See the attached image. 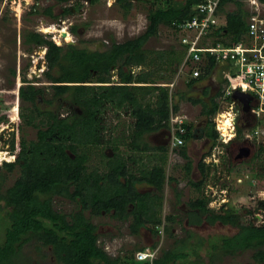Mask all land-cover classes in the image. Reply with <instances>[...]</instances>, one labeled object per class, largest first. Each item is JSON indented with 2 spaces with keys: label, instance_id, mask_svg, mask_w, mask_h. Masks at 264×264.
Here are the masks:
<instances>
[{
  "label": "trees",
  "instance_id": "trees-1",
  "mask_svg": "<svg viewBox=\"0 0 264 264\" xmlns=\"http://www.w3.org/2000/svg\"><path fill=\"white\" fill-rule=\"evenodd\" d=\"M87 1L94 3L97 0ZM114 1L128 9L133 0ZM197 1L150 0L147 24L142 32L123 41L103 43L97 48L74 43L60 45L43 32H24V42L46 47V69L42 76L49 81V86H37L23 73L25 83L18 87L21 101L19 128L29 125L36 130L32 139H26L21 134L14 160L2 162L8 171L18 166L19 174L11 184L0 190V208L4 210L5 219L4 239L0 242V264L17 263L22 246L32 239L40 243L39 246L49 247L61 264H204V261L212 264L223 255L247 249L251 250L256 264H264V221L253 224L250 220L259 208L264 209V198H258L251 206L246 205L243 213L227 206V203L220 208L209 206L211 197L205 185L213 172H210L211 163L204 160L208 151L196 161L199 177L189 180L197 194L180 207L181 214L169 212L161 216L167 176L164 163L160 164L158 160L167 157L168 148L150 143L146 135L160 128H168L171 109H179L178 99L189 100L201 104L203 135L214 145L218 130L213 117L220 109V102L229 98L223 94L224 78L218 79L217 90L207 100L185 96L178 90L172 92L168 82L180 62L174 51L164 54L150 49V54H146L144 44L157 34L159 26L163 24L173 28L174 23L191 17ZM228 3H233L235 7L224 11ZM82 5L79 0H74L62 6L61 10L63 14L71 13L81 9ZM51 9V6H47L43 11L53 15ZM222 10L224 22L218 21L217 26L212 24L209 33L212 44H229L241 39L247 31L249 10L243 0H220L215 16L218 17V12ZM32 12L38 13L39 10L33 8ZM70 30L75 32L76 25L72 24ZM180 49L184 56L185 47L182 45ZM154 61H164L162 71L159 64L152 70ZM215 68V58L207 54L203 65L199 66L198 75L193 76L192 70L188 69L187 86L204 80ZM11 73L15 75V69H11ZM112 74L118 76V82L111 79ZM160 80L167 83H158ZM49 87L52 89L51 97L43 96L49 92ZM202 87L203 94L207 95L208 86L204 84ZM67 92H70V102L79 110L59 117L51 110L38 108L36 100L50 103L55 96ZM105 106L113 110L129 109L134 120L123 138L132 153L120 151L116 139L110 142L104 139L102 131L106 124L101 115ZM183 126V132L176 131L182 143L173 150L186 160L189 167L187 145L192 139L194 126L189 122H184ZM236 135V138L241 135L240 127H237ZM105 142L113 151L111 155L103 152L105 168L100 170L98 165L89 167L88 148ZM233 145L231 139L228 143L230 150ZM257 146L248 162L264 154V143L260 142ZM159 151L160 156L157 157ZM144 155L148 157V162L142 159ZM149 161L152 163L148 164ZM262 161L259 163L260 169L264 168V158ZM168 179L173 180L172 177ZM3 181L4 176L0 173V186ZM140 183L151 188L141 189ZM227 186L224 185V188ZM55 196L67 198L75 204V208L64 211L56 207L53 201ZM179 196L180 192L175 190V202L179 201ZM103 214L128 221L129 232L133 235L139 234L141 229L158 237L165 232L170 243L160 247L154 241L116 255L109 254L99 244L98 225L92 221L93 217ZM182 220L191 227L219 221L233 225L237 230L231 235L215 237V240L208 235L196 234L189 228H184L183 237L176 236L174 224H182ZM146 247L157 248L155 256L136 259L135 253Z\"/></svg>",
  "mask_w": 264,
  "mask_h": 264
},
{
  "label": "rangeland",
  "instance_id": "rangeland-1",
  "mask_svg": "<svg viewBox=\"0 0 264 264\" xmlns=\"http://www.w3.org/2000/svg\"><path fill=\"white\" fill-rule=\"evenodd\" d=\"M74 0H66L61 2L60 0H0V159L2 157L1 152H5L6 157L0 161V173L4 176V181L0 186V190L12 183L13 179L19 174L18 166H15L12 171H8L2 166L3 161L12 162L14 156L19 148V138L22 134L26 139H32L35 137V130L31 126H23L19 128L20 119V104L21 101L17 96L18 86L23 82L22 75L31 81V83L37 86H49V81L43 78L42 70L40 68L45 67L44 52L45 46L37 48L23 41V34L26 30H37L48 34L57 44L63 45L65 41L74 40V44L87 47H101L104 44H110L112 40L123 41L127 38L136 36L142 32L147 24V11L151 6L150 0H133L131 6L126 9L122 4L114 0H97L94 3L86 2L85 0H79L83 5L78 11H72L71 13H62V6L73 3ZM178 1V0H177ZM110 2V3H109ZM51 6V12L53 15L44 12V8ZM245 7L248 8L246 4ZM233 3L225 4L224 11L226 9L234 8ZM33 8H37L39 12H32ZM224 11L218 12V21H224ZM60 21V22H59ZM76 25V31L72 32L70 26ZM53 26L55 29L52 31H44L42 27ZM52 27V28H53ZM64 28L68 33L66 38L59 34V30ZM177 35L180 33L176 32ZM173 29L167 25L161 24L158 28L156 35L151 36L144 44L146 47V54H150V49H154L156 53H164L174 51L176 57L181 61L183 54L179 45V37L176 35ZM56 36V37H55ZM212 38V37H211ZM58 39V41H57ZM101 42V43H100ZM164 62V61H163ZM162 61H154L151 64L159 68L161 71L163 68ZM162 63V64H161ZM161 64V65H160ZM11 69H15V75L11 73ZM186 69V70H185ZM187 66L179 65L176 67L174 73H171V91L178 90L185 96L202 97L205 100L215 93L218 88L219 80H221V72L219 69H215L210 76L192 86H187L186 80L189 78L187 72ZM174 70V68H173ZM172 70V71H173ZM215 73V74H214ZM158 83L166 84V81H158ZM20 84V85H19ZM208 86V94H203L202 86ZM49 92L44 93L45 97H51V87L48 88ZM65 94V93H64ZM61 95L63 98H68L69 94ZM39 104H43L38 101ZM25 104V103H24ZM179 110L178 114L183 115L184 119L193 124L195 127H202L203 116L200 112L201 104L193 103L189 100L178 99ZM224 107V108H223ZM108 122L112 125L110 135L117 136L119 150L126 153H132L133 151L127 149V143L123 134L129 131V126L132 121V117L125 111L112 110L110 107H106ZM225 111L227 107L225 102L220 103V109ZM66 108L61 109L64 112ZM219 116L213 117L214 122L217 123ZM117 124V125H115ZM220 128V126H219ZM161 129V128H160ZM158 129V130H160ZM225 135L229 132V128ZM156 130V131H158ZM221 130V129H220ZM166 129H164V132ZM157 132H153L146 135V139L156 144ZM233 139V138H232ZM204 135L197 139H193L192 145L188 146L189 154V167L186 165V160L174 150H168L167 157H162L163 160H158L164 163L166 180L163 187L162 197V209L161 216L169 212L181 214L180 207L187 202L188 199L194 197L197 194L195 188L189 184V180L199 177L196 167V161L199 160L202 153L210 151L204 159L206 162L211 163L210 172L213 176L207 182L206 190L211 192L210 195L219 194V198L222 200V204L233 207L240 212H244L246 205H252L257 201L260 191H264V168L260 169V164L264 158V154L260 155L259 159H253L250 162L244 161L230 170L221 165L218 158L215 160L211 154L213 148L210 144L201 147ZM236 143L231 148L232 153L236 152ZM257 147H251L250 160L255 153ZM90 156L88 159V166L93 165L100 166L99 169L105 168V162L102 158L103 152L113 154V151L109 144L105 142L102 145H91ZM230 150V149H229ZM105 152V153H106ZM224 155H227V151L223 149ZM140 154H143L140 152ZM228 154V155H229ZM155 155V154H154ZM157 157L160 156L156 154ZM166 158V159H165ZM142 159L148 162V157L144 155ZM152 163L149 161L148 164ZM256 173V176L255 174ZM255 176V177H254ZM168 177H172L173 180H169ZM240 178V179H238ZM208 179V178H207ZM224 185H228L224 188ZM139 187L150 189L148 185L140 183ZM226 189L224 192L223 190ZM175 190L180 192L179 201L175 202ZM264 193V192H263ZM214 194V195H215ZM215 197V196H213ZM54 205L61 208L64 211H69L75 208V204L69 201L65 197L55 196L53 198ZM220 203V204H221ZM1 204V201H0ZM219 203L210 201L209 206L214 208H220ZM226 207V206H225ZM4 210L0 208V242L4 239V227L5 219L3 218ZM244 216V214H243ZM246 218V217H243ZM92 221L98 225V242L99 244L112 255L122 253L124 251L131 250L140 245H148L154 241H157L160 247H166L170 243V238L165 234L158 237L152 235L148 230L141 229L139 234L133 235L129 232L128 221H121L113 218L109 214H103L98 217H93ZM185 220H182V224L175 223L173 232L176 236L183 237L185 235L184 228H189L194 233L201 234L202 236L213 237L215 240L222 234H231L235 229L228 224H221L215 222L213 224L203 223L199 226H187ZM216 237V238H215ZM40 243L34 239L25 243L21 248V254L18 258V262L15 264H61L58 263L55 257L51 253L49 247L39 246ZM204 252V250H202ZM203 254V253H202ZM204 264L208 262L204 261ZM212 264H256L251 256V250H242L232 255H223L217 258Z\"/></svg>",
  "mask_w": 264,
  "mask_h": 264
},
{
  "label": "built area",
  "instance_id": "built-area-1",
  "mask_svg": "<svg viewBox=\"0 0 264 264\" xmlns=\"http://www.w3.org/2000/svg\"><path fill=\"white\" fill-rule=\"evenodd\" d=\"M219 1L198 0L195 4V13L183 21L173 22L175 25L172 28L174 32L180 33L179 42L186 49L181 67L187 66L188 69L192 70V75L196 76L200 72L199 66L203 65L208 54L215 58L216 65H218L215 69L220 70L221 78L225 80L222 87L223 94L229 98L222 101L225 102L227 109L225 111L223 110L224 107L219 109L214 116H219L222 112L228 114L227 128H229V132L225 135L220 130L219 125L215 123L218 138L211 149V154L215 160L218 157L217 153L221 152V148L224 149L223 144L228 143L236 136L237 127L241 128L240 136L242 142L245 143L241 147H247L251 150V147L254 149L260 142L264 143V1L243 0L244 4L248 6L249 14L247 16V31L241 39L229 44H222L221 42L212 44L209 33L212 30V24L217 26L218 23L215 11ZM168 85L171 86L170 83ZM236 90L251 95L246 110L243 109L241 101L232 97ZM244 112L246 113L243 116ZM184 121L185 119L181 114L174 113L170 117L171 148L182 143V138L177 137L176 131H184ZM217 121L219 123V118ZM223 191L225 192L226 189ZM214 194L210 195L209 203L213 201L220 204L222 200L219 198V194ZM221 205L222 203L219 207ZM156 249L146 247L144 250L137 251L135 258L149 257L151 259L155 256Z\"/></svg>",
  "mask_w": 264,
  "mask_h": 264
},
{
  "label": "flooded vegetation",
  "instance_id": "flooded-vegetation-1",
  "mask_svg": "<svg viewBox=\"0 0 264 264\" xmlns=\"http://www.w3.org/2000/svg\"><path fill=\"white\" fill-rule=\"evenodd\" d=\"M85 1L88 2L87 0H85ZM72 43H74V40H73ZM64 44H66V41H65ZM42 47L43 46H41L40 48H42ZM95 48H97V47L95 46ZM44 63H45L44 69L43 68H40V70H42V73L46 69V62H45V60H44ZM113 72L115 73V69L113 70ZM111 79L113 81H116V82L119 81V78H118V76L116 74H112L111 75ZM67 94L70 95V92H67L64 95H67ZM43 96H44V94H43ZM67 97L68 98H63V96L61 97L60 95H57V96H55L54 99L51 100L50 103L44 102L43 100H40L43 103L41 105L38 103V100H36V103L38 104V108L39 109H41V110H47V111L51 110L53 113H57V116L64 117V116H67L72 110H79L77 107H75L74 104H72L70 102L69 96H67ZM63 108H66V110L64 112L61 111V109H63ZM120 110L121 111H125L126 113H128L130 115L129 109H127V110H124V109H116V111H120ZM107 111L108 110L104 109L102 111V115H101L103 117L102 120H104L103 121L104 122V125L106 124L105 127L103 128V131L102 132H103V135H104V139L105 140H108L110 142V140H112L113 138L114 139H117L118 137L117 136H113L112 134L110 135V133H112L111 130H110L111 127H112V125L110 124V122H108ZM245 113L246 112L243 113V116L245 115ZM133 120L134 119L132 117V121H131L129 127H131V124H132ZM115 125H117V124H115ZM195 132L196 133H199L198 128L196 129ZM236 136L233 138V143L235 141V143L237 145L236 152H234L233 154H229V153H232V151L229 150V146H228V143L229 142H228V143L223 144V146H224V150L227 151V153H228V151H230L228 153L229 155L228 154L227 155H224L222 148H221V152L217 153V156H218L217 158H218L219 163L221 165H223L225 168L229 169V170L234 165L240 164L242 160H243L242 162H244V161H247L248 162L249 160H246V159H248L250 157L251 153H252L251 150H248V154L246 156H244V157H236L235 156L237 154L238 150L241 148V146H243V144H245L244 142H242V137L241 136H238L237 138H236ZM171 138H172L171 130H167L166 135H165L164 142H162L159 145H165V146H167L168 150H173V148L170 147ZM204 141L206 142L207 140H204ZM14 157H16V154H15ZM2 159H0V161ZM228 163H230V164L228 165ZM238 179H240V178H238ZM206 185H208V184L206 183ZM141 189H145V188H142L141 187ZM263 192L264 191H260V194L262 195V198H264V193ZM250 220L253 222V224H260V223H262L264 221V209L263 208H259L256 212H254V217H251ZM216 222H219V221H216ZM230 226H232L235 229V231L237 230V227H235L233 225H230ZM234 232H232V233H234ZM231 234H229V235H231Z\"/></svg>",
  "mask_w": 264,
  "mask_h": 264
},
{
  "label": "water",
  "instance_id": "water-1",
  "mask_svg": "<svg viewBox=\"0 0 264 264\" xmlns=\"http://www.w3.org/2000/svg\"><path fill=\"white\" fill-rule=\"evenodd\" d=\"M62 35H64L63 32H62ZM72 42H73V40L66 41V43H72ZM232 97L235 100H239L243 103V109L246 110L248 108L249 100L251 99V95L249 93L236 90L233 92ZM195 131H196V129H194V131H193V137L194 138H199L203 135V129L202 128L199 127V133H196ZM248 150H249V148H247V147H241L235 156L236 157H244L248 154Z\"/></svg>",
  "mask_w": 264,
  "mask_h": 264
},
{
  "label": "bare ground",
  "instance_id": "bare-ground-1",
  "mask_svg": "<svg viewBox=\"0 0 264 264\" xmlns=\"http://www.w3.org/2000/svg\"><path fill=\"white\" fill-rule=\"evenodd\" d=\"M53 26H44V27H42L43 28V30L44 31H52V30H54L55 28L53 27ZM62 32H63V36H65L66 38L69 36L68 35V33L66 32V30L64 29V28H61L60 30H59V34L60 35H62ZM56 37V36H55ZM69 38V37H68ZM57 41H58V39H57ZM228 123H229V117H228V114L226 113V112H222V113H220L219 114V126H220V128H221V131H222V133L223 132H226V130H227V126H228ZM3 155H2V157H1V159L2 158H5L6 157V154H5V152H1Z\"/></svg>",
  "mask_w": 264,
  "mask_h": 264
},
{
  "label": "crops",
  "instance_id": "crops-1",
  "mask_svg": "<svg viewBox=\"0 0 264 264\" xmlns=\"http://www.w3.org/2000/svg\"><path fill=\"white\" fill-rule=\"evenodd\" d=\"M223 22H224V21H223ZM175 33H176V32H175ZM176 35H177V33H176ZM177 36L179 37V35H177ZM179 45H180V48H181L182 45L180 44V42H179ZM34 47H36V46H34ZM37 48H40V47H37ZM183 58H184V56H183ZM182 61H183V59H182L179 63L182 64ZM217 66H218V65H216V67H217ZM214 70H215V69H214ZM214 70H213V71H214ZM214 74H215V73H214ZM171 78H172V77H171ZM171 78H170L169 81H171ZM181 100H182V99H181ZM164 129H166V132H167V130H168L167 128H161V129L158 130V131H154V132H157V135H158V136L156 137V138H157L156 140H158L156 144H158V145L161 144L162 142H164L165 135H166V132L163 133V132H164ZM150 133H153V132H150ZM150 133H149V134H150ZM204 140H205V139H204ZM204 140L202 141V144H201V147H202V148H204L205 143L207 142V141L205 142ZM192 141H193V140H191V141L188 142L187 150H188V146H189V145H192V143H191ZM198 174H199V172H198Z\"/></svg>",
  "mask_w": 264,
  "mask_h": 264
},
{
  "label": "clouds",
  "instance_id": "clouds-1",
  "mask_svg": "<svg viewBox=\"0 0 264 264\" xmlns=\"http://www.w3.org/2000/svg\"><path fill=\"white\" fill-rule=\"evenodd\" d=\"M19 87V86H18ZM18 93V92H17ZM179 110V109H178ZM178 110H176V111H173L172 109H171V112H170V117H171V115L172 114H174V113H176V114H178L177 112H178ZM170 117H169V127L167 128L168 130H171V125H170ZM184 122H187L186 120L184 121ZM198 128V130H199V127H195L194 129H197ZM202 128V127H201ZM194 129H193V131H194ZM193 131H192V139L191 140H193V139H197V138H194L193 137ZM205 139V138H204ZM190 140V141H191ZM206 140V139H205ZM208 143H209V141L207 140V142L205 143V146L206 145H208ZM210 153V151H208V153L207 154H209ZM207 154H205V156L207 155ZM205 160V159H204ZM205 186H207V185H205ZM226 189H228V188H226ZM259 197H262V196H259ZM209 203V202H208ZM214 208V207H213Z\"/></svg>",
  "mask_w": 264,
  "mask_h": 264
}]
</instances>
